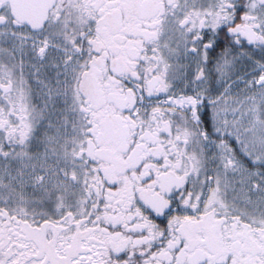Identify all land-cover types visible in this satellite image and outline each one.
<instances>
[{
  "label": "snow or ice",
  "instance_id": "6c2138e0",
  "mask_svg": "<svg viewBox=\"0 0 264 264\" xmlns=\"http://www.w3.org/2000/svg\"><path fill=\"white\" fill-rule=\"evenodd\" d=\"M0 264H264V0H0Z\"/></svg>",
  "mask_w": 264,
  "mask_h": 264
}]
</instances>
